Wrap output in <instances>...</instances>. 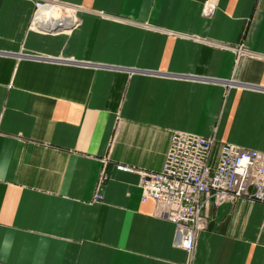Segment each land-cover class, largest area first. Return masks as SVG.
I'll list each match as a JSON object with an SVG mask.
<instances>
[{
  "label": "crops",
  "instance_id": "crops-1",
  "mask_svg": "<svg viewBox=\"0 0 264 264\" xmlns=\"http://www.w3.org/2000/svg\"><path fill=\"white\" fill-rule=\"evenodd\" d=\"M37 1L0 0V264H264L263 203L209 199L189 255L117 168L174 132L264 153V0Z\"/></svg>",
  "mask_w": 264,
  "mask_h": 264
},
{
  "label": "built area",
  "instance_id": "built-area-1",
  "mask_svg": "<svg viewBox=\"0 0 264 264\" xmlns=\"http://www.w3.org/2000/svg\"><path fill=\"white\" fill-rule=\"evenodd\" d=\"M50 7L47 1L36 2L32 26L42 23L40 18L47 13L40 12ZM215 142L213 137L174 132L161 171L117 167L139 175L142 201H154L161 215L175 226L176 244L189 255L198 233L207 227L209 199L215 205L242 199L264 204V153L224 143L213 164ZM94 199L102 201L99 190Z\"/></svg>",
  "mask_w": 264,
  "mask_h": 264
},
{
  "label": "bare ground",
  "instance_id": "bare-ground-1",
  "mask_svg": "<svg viewBox=\"0 0 264 264\" xmlns=\"http://www.w3.org/2000/svg\"><path fill=\"white\" fill-rule=\"evenodd\" d=\"M54 10H55V8H49L48 9L49 12H47V15H44L43 17L40 18V21H42V22L51 23L50 27L53 30H55V27H56L55 25H56L57 21H60L59 16L57 14H54V12H53ZM65 21L69 23V22L74 21V19H73V17L71 18L70 16H68L65 18Z\"/></svg>",
  "mask_w": 264,
  "mask_h": 264
}]
</instances>
